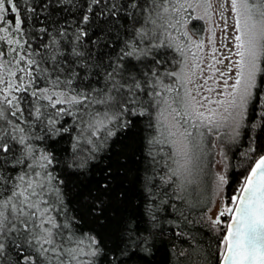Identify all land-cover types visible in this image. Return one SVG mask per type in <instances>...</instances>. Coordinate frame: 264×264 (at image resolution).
I'll return each mask as SVG.
<instances>
[{
    "label": "snow or ice",
    "instance_id": "1",
    "mask_svg": "<svg viewBox=\"0 0 264 264\" xmlns=\"http://www.w3.org/2000/svg\"><path fill=\"white\" fill-rule=\"evenodd\" d=\"M0 264H264V0H0Z\"/></svg>",
    "mask_w": 264,
    "mask_h": 264
},
{
    "label": "trees",
    "instance_id": "2",
    "mask_svg": "<svg viewBox=\"0 0 264 264\" xmlns=\"http://www.w3.org/2000/svg\"><path fill=\"white\" fill-rule=\"evenodd\" d=\"M190 28H191V30L193 31V33H195L196 35H199L200 36V34H201V30H200V27L198 26L195 30H193L192 29V27H191V25H190ZM235 177L233 176V179H234Z\"/></svg>",
    "mask_w": 264,
    "mask_h": 264
},
{
    "label": "rangeland",
    "instance_id": "3",
    "mask_svg": "<svg viewBox=\"0 0 264 264\" xmlns=\"http://www.w3.org/2000/svg\"><path fill=\"white\" fill-rule=\"evenodd\" d=\"M207 27H208V25H204V28H207ZM189 30L192 32L194 38L199 36V35H196L195 33H193V31L190 28V25H189ZM205 35H206V33H205Z\"/></svg>",
    "mask_w": 264,
    "mask_h": 264
}]
</instances>
